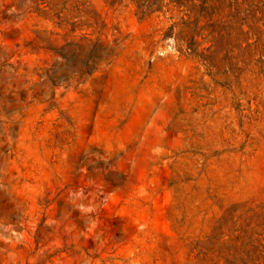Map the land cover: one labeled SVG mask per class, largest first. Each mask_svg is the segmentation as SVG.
I'll return each instance as SVG.
<instances>
[{
    "label": "rangeland",
    "instance_id": "1",
    "mask_svg": "<svg viewBox=\"0 0 264 264\" xmlns=\"http://www.w3.org/2000/svg\"><path fill=\"white\" fill-rule=\"evenodd\" d=\"M0 264H264V0H0Z\"/></svg>",
    "mask_w": 264,
    "mask_h": 264
},
{
    "label": "trees",
    "instance_id": "2",
    "mask_svg": "<svg viewBox=\"0 0 264 264\" xmlns=\"http://www.w3.org/2000/svg\"><path fill=\"white\" fill-rule=\"evenodd\" d=\"M150 7V4L145 6L143 2H137L135 13L138 15L139 18H142L147 15V9H150Z\"/></svg>",
    "mask_w": 264,
    "mask_h": 264
}]
</instances>
